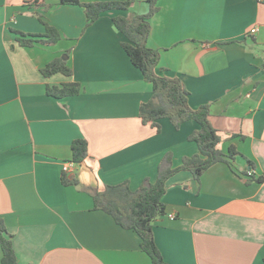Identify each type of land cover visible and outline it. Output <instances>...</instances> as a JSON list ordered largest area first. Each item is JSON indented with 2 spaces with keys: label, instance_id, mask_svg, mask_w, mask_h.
I'll list each match as a JSON object with an SVG mask.
<instances>
[{
  "label": "crops",
  "instance_id": "1",
  "mask_svg": "<svg viewBox=\"0 0 264 264\" xmlns=\"http://www.w3.org/2000/svg\"><path fill=\"white\" fill-rule=\"evenodd\" d=\"M158 6L147 42L160 52L157 73L182 81L191 108L208 104L218 147L239 153L200 179L182 169L166 181L156 244L168 264H264V181L247 183L264 177V0ZM149 10L148 0H133L86 26L80 5L0 0V217L19 264H152L138 233L95 209L93 199L107 184L128 181L136 190L146 177L155 181L168 152L173 167L200 152L189 139L200 129L196 120L176 129L162 118L158 130L140 117L153 84L132 63L113 18ZM45 22L58 41L19 42V32L47 39ZM66 53L71 75L43 73ZM65 82H79L81 91L48 94ZM76 139L88 141V155L68 173L77 183L66 185ZM250 161L255 167L245 173ZM2 255L0 245V264Z\"/></svg>",
  "mask_w": 264,
  "mask_h": 264
},
{
  "label": "trees",
  "instance_id": "2",
  "mask_svg": "<svg viewBox=\"0 0 264 264\" xmlns=\"http://www.w3.org/2000/svg\"><path fill=\"white\" fill-rule=\"evenodd\" d=\"M150 10L146 14H132L131 16L117 15L113 18L116 27L124 33L126 40L122 46L129 55L132 63L141 69L146 80L153 84V97L149 101L143 102L140 106V117L145 124H150L160 130L159 120L170 118L176 129L188 120H196L200 124V129L193 132L189 139L195 141L200 152L192 156H185L181 165L173 167L172 153L165 154L158 170L157 179L151 181L146 177L141 186L132 190L129 182L124 181L118 184H107L93 194L94 208L102 209L112 215L115 221L125 229H131L138 233L141 238V248L151 258L152 264H168L161 250L154 239L153 222L166 213L164 195L166 192V181L176 172L182 169L191 170L200 179L201 175L212 165L218 162L233 164L238 150L231 145L226 153L218 147L221 137L218 130L210 121V106L202 105L197 109L190 107L188 102V91L182 81L176 77H169L157 73L160 61L158 49L150 47L147 42L151 33V18L158 11L159 0H148ZM62 4H75L84 7L87 23L86 26L95 22L102 12L111 9L128 10L133 0H109L84 2L82 0H60ZM41 19V15L38 14ZM46 23V37L36 38L33 34L19 32L18 40L22 45H33L39 43H55L60 38L58 30ZM67 54V53H66ZM68 55V54H67ZM43 73L50 76L57 72L65 75L73 73L64 57L52 60L42 69ZM81 91L79 82H65L61 86H48L49 95L62 98L69 95L78 94ZM73 162L81 163L88 155V141L76 139L72 143ZM255 167L253 162H249V173ZM62 182L66 185L76 184L77 180L70 178L67 171H63ZM262 182L264 177L248 179ZM5 221L0 217V245L2 248V264H19L18 257L12 243L7 235Z\"/></svg>",
  "mask_w": 264,
  "mask_h": 264
},
{
  "label": "built area",
  "instance_id": "3",
  "mask_svg": "<svg viewBox=\"0 0 264 264\" xmlns=\"http://www.w3.org/2000/svg\"><path fill=\"white\" fill-rule=\"evenodd\" d=\"M257 31V29H253L252 30V32H256ZM76 163H65L64 164V167H63V170L64 171H67V172H70V171H72L73 170V166L75 165ZM250 173V172H249ZM172 217H174V215L172 216Z\"/></svg>",
  "mask_w": 264,
  "mask_h": 264
},
{
  "label": "rangeland",
  "instance_id": "4",
  "mask_svg": "<svg viewBox=\"0 0 264 264\" xmlns=\"http://www.w3.org/2000/svg\"><path fill=\"white\" fill-rule=\"evenodd\" d=\"M65 56H67V54H64L62 57H65Z\"/></svg>",
  "mask_w": 264,
  "mask_h": 264
}]
</instances>
